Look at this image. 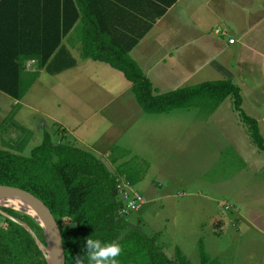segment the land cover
Returning <instances> with one entry per match:
<instances>
[{
  "label": "trees",
  "instance_id": "16d2710c",
  "mask_svg": "<svg viewBox=\"0 0 264 264\" xmlns=\"http://www.w3.org/2000/svg\"><path fill=\"white\" fill-rule=\"evenodd\" d=\"M83 1L0 0L1 90L20 98L36 79L39 68L53 73L74 65L76 60L62 38L81 10L82 23L78 26L83 31L82 56L106 61L122 71L144 111L166 112L195 104L210 112L226 96L232 95L233 106L246 124L251 141L264 150V137L257 118L241 107L238 84L229 78H215L154 92L151 80L129 54L130 48L152 23H145L143 30L127 42L125 33L112 35L107 24L88 21L90 16L82 6ZM29 58L36 60V69L25 68V60ZM17 127L22 135L12 147L21 150L30 130L19 124ZM112 148L120 147L113 145ZM122 152L128 151L123 149ZM112 161H116L114 155ZM122 175L132 185L140 174L134 176L129 170L125 173L119 164L110 169L102 158L87 149L61 139L53 141L47 130L27 155L0 147V183L25 188L48 206L61 230L65 264H76L77 257H83L88 264L87 239L119 242L123 247L117 258L119 264H193L179 246L172 256L168 255L157 243L158 233L147 234L118 212L122 204L118 196ZM0 209L25 222L45 244L43 229L31 214L5 205ZM1 210L0 264H48L26 226ZM198 242L200 260L205 262L207 254L203 242L200 239Z\"/></svg>",
  "mask_w": 264,
  "mask_h": 264
},
{
  "label": "rangeland",
  "instance_id": "374dc122",
  "mask_svg": "<svg viewBox=\"0 0 264 264\" xmlns=\"http://www.w3.org/2000/svg\"><path fill=\"white\" fill-rule=\"evenodd\" d=\"M259 1L260 5L253 6ZM238 4L234 20L240 26L246 21L258 24L243 43L221 51L214 60L220 71L213 70L214 75L210 76L230 78L239 85L241 107L257 118L264 137V0L253 4L250 0H238ZM251 47L259 51H251ZM202 52L190 61L201 60L209 53ZM207 71L199 72L188 83L207 79ZM9 97L0 91L2 118L9 114ZM125 120L136 122L130 132V125L119 129L122 120L105 123L109 128L105 133L122 134L118 137L121 144L128 138L135 139L140 134L142 137L135 143L129 142L133 151L118 153L117 162L125 173L129 170L134 176L140 174L132 187L145 199L125 218L130 221L136 213L148 220L149 223L139 226L147 234L161 226L157 243L170 256L179 246L193 264H264V150L251 141L246 124L233 106L232 95L210 112L193 104L168 112L142 111L136 121ZM17 131L15 128V134ZM102 133L103 130L99 132ZM0 147L7 148V143L0 140ZM21 151L29 154L27 147ZM110 152L97 155L110 169H115L118 164L111 155L117 151L111 147ZM124 180L122 175L120 182ZM140 223L143 224L141 219ZM199 239L207 254L205 262L200 260Z\"/></svg>",
  "mask_w": 264,
  "mask_h": 264
},
{
  "label": "crops",
  "instance_id": "0c3cea01",
  "mask_svg": "<svg viewBox=\"0 0 264 264\" xmlns=\"http://www.w3.org/2000/svg\"><path fill=\"white\" fill-rule=\"evenodd\" d=\"M257 1L250 0L252 4ZM237 5L238 0H85L82 3L89 13L88 21L107 24L112 35L125 33L127 42L143 30L145 23H152L130 48L129 54L151 80L154 92L187 85L191 78L206 69L205 77L215 79L210 75H214L213 70L220 71L219 63H214V60L219 58L221 51L225 48L229 50L232 44L243 43L258 24L257 21H246L244 26H240L238 20H234ZM256 5H260V1L253 4ZM244 11L247 12L246 9ZM81 14L80 10L78 19L62 38V43L75 58V64L53 73L44 67L39 68L36 79L22 97L15 98L8 94L10 109L8 116L0 117V140L7 143L8 149L25 154L21 150L27 147L30 152L42 140L43 131L47 130L53 141L61 139L80 147L79 143H82L85 145L82 148L95 155L100 152L110 154L111 147L118 145L119 149L113 148L117 153L111 155L115 156V163L118 164V153L123 149L133 151L129 142L140 141L141 131H136V134H140L137 138H128L121 144L118 137L122 134L105 133V130H109L105 123L122 120L124 122L119 123V129L130 125V132L136 122H126L125 119L136 121L144 110L135 98L131 82L122 71L106 61L82 56L83 31L78 26L82 23ZM229 37H234V41L230 42ZM250 50L259 51L255 47ZM201 51L209 53L203 59H193L191 62L190 58L194 55H203ZM36 64L33 58L25 60L28 70L36 69ZM48 76L52 77L51 80ZM41 92L47 93V96L42 97ZM5 121L10 122L5 125ZM17 124L30 130L21 150L12 147L22 135L18 132ZM15 128L18 129L16 134ZM141 129L144 131L145 127L141 126ZM101 130L104 131L102 135L99 134ZM140 219L143 224H139ZM143 219L133 213L130 222L138 226L149 223ZM159 227L153 233L159 235L162 230Z\"/></svg>",
  "mask_w": 264,
  "mask_h": 264
},
{
  "label": "water",
  "instance_id": "95a60500",
  "mask_svg": "<svg viewBox=\"0 0 264 264\" xmlns=\"http://www.w3.org/2000/svg\"><path fill=\"white\" fill-rule=\"evenodd\" d=\"M0 193H10L11 195L17 197L18 199L26 203L30 208L33 209V211L36 214H38L41 217V218H38L35 214L24 211V212L31 214L37 220V222L41 225L44 236H45V244H43L40 241V239L36 236L34 231L25 222H23L22 220L14 216H11L5 213L4 211L0 209L3 213L7 214L14 220L26 226V228L32 233L36 242L39 244V246L43 250L48 264H65V253H64L63 243H62L60 227L54 215L52 214L48 206L42 201V199H40L34 193H32L31 191L25 188L15 186V185H9V184L0 183ZM44 246L46 247L47 251L50 252V260L48 259L46 255V251H44L45 249Z\"/></svg>",
  "mask_w": 264,
  "mask_h": 264
},
{
  "label": "clouds",
  "instance_id": "9594fccd",
  "mask_svg": "<svg viewBox=\"0 0 264 264\" xmlns=\"http://www.w3.org/2000/svg\"><path fill=\"white\" fill-rule=\"evenodd\" d=\"M86 258L88 264H119L118 257L123 252L119 242L102 243L99 239H87ZM76 264H85L83 257H77Z\"/></svg>",
  "mask_w": 264,
  "mask_h": 264
},
{
  "label": "built area",
  "instance_id": "2783aa9c",
  "mask_svg": "<svg viewBox=\"0 0 264 264\" xmlns=\"http://www.w3.org/2000/svg\"><path fill=\"white\" fill-rule=\"evenodd\" d=\"M224 33V31H222ZM230 42L234 41V37H229ZM118 196L122 201V204L118 208L120 214H127L130 211L137 210L144 202L145 199L142 194L132 187L128 180H124L123 183H118Z\"/></svg>",
  "mask_w": 264,
  "mask_h": 264
},
{
  "label": "bare ground",
  "instance_id": "6f19581e",
  "mask_svg": "<svg viewBox=\"0 0 264 264\" xmlns=\"http://www.w3.org/2000/svg\"><path fill=\"white\" fill-rule=\"evenodd\" d=\"M0 205H6V206L13 207L15 209H19L21 211H27V212L35 214L38 218H41L26 203H24L22 200L18 199L17 197L11 195L10 193H0ZM44 250L46 251V255L48 259L50 260V252L47 251L46 248Z\"/></svg>",
  "mask_w": 264,
  "mask_h": 264
}]
</instances>
